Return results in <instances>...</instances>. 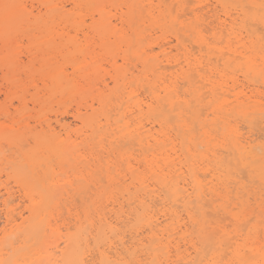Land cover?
I'll list each match as a JSON object with an SVG mask.
<instances>
[{
	"label": "bare ground",
	"instance_id": "bare-ground-1",
	"mask_svg": "<svg viewBox=\"0 0 264 264\" xmlns=\"http://www.w3.org/2000/svg\"><path fill=\"white\" fill-rule=\"evenodd\" d=\"M31 1L37 2L38 5L40 7H42L43 10H45L44 11L45 17L41 16V14H40L42 11L41 9H39L37 11V14H36L37 16L33 15L35 12L33 13L32 10L26 11L25 10L26 5L24 4L25 7L22 5V3H23L22 0H0V37H2L0 39L3 41V38H5V42L4 41L3 42L5 43V46L7 49L6 54L2 58H0V63L2 64V65L0 64V66L4 67L3 64L8 65L9 68L6 67V65H5V68L9 69L8 72L10 71L9 73H12L13 75L18 76V74H19L18 72H20V71L26 72L27 71L26 69H28V72L29 71L31 72L33 69L35 71V69H36L35 65H39V69L36 70L35 73L40 74V76L42 77L41 78L38 76V78L39 79L41 78L43 81L41 83L43 85L42 87L47 88L48 84L51 85V87L48 89L49 94L60 95V97H62L64 99L67 96L68 97L72 96V98L74 96L75 97L78 96L79 98L86 99L84 102V103H86V106L84 108L85 112L84 113H83V111L81 112L82 108L79 105V106H77L73 117L75 120L79 121L83 125V129L85 128L86 132L87 131L90 132V134L89 133L88 134H89V137L93 141V143H92V141L89 142L91 145L96 144V143H94V141H97V144H100V143L102 144L104 141H108L112 144V142L117 143V140H121V138H123V139L126 138L128 140H135L136 145L139 147L138 150H143V151L145 150L144 153L146 152L145 154H143V159L141 158L142 160L141 159L139 160L140 162H138V165L140 166L142 164L145 167V169H146L145 171L149 174L148 175L149 177H148V180L145 179L144 177H142L143 175L141 173L143 170H141V172L139 174V173H137L138 167L137 168L135 167L134 169H133V167H131L129 174L132 177V180H133L132 183L137 182L140 185V187L142 184L144 185L143 187H145V185L147 183L145 181H148L149 184L147 183V185H146V188H147L152 183L151 180L155 179L156 184L160 186V193L162 192L161 190H163L164 195H166V193H167V195H166L167 199L171 203V204L170 203L169 204L174 208L175 207L176 208H182L183 212H185V214H186L188 221L192 225L198 226L199 233H200L199 241L201 243L205 242V245H204L205 247H206V244L208 245V243H211V244H216L217 246H219L221 248L222 245L224 244V243L222 244V242L227 241V240L230 241L231 238L229 236V233L224 232L222 229L223 228L222 224L224 223L225 216L223 214L219 215V212L217 211V209H214L213 211H210V212L208 210H206V211H208L207 214H204V210L202 209L204 206H206V204L207 205L209 204L211 197L215 196V194L217 192H219L215 188L216 185H211L212 182H214V181L209 182L211 186H209V183L206 184L207 182L204 184L201 183L202 181H200L197 177L198 173H197V175L195 173V167L192 168V166H194V165H190L191 164L190 162H189L190 164L187 165V168L185 171H182L185 168L182 169V167L179 166L180 164H178V166H177V167H180L178 169H173L175 167L169 168V165L175 163L176 161L178 162L179 160L181 162L182 158L180 157L181 159L177 158L179 160H176L177 154H175L177 152V150H180V149L181 150L179 152L183 153V155L181 154V156H183V157H184V155H186V157L187 156L188 157L189 156H191V157L197 156V155L195 156L193 153H191V150L196 151L193 148H191V146L194 147L195 149H197V148L200 149L201 144L198 145V143H197L198 140H197V137L195 136L197 133L193 134L191 130H193V127H194L193 132L196 130L197 126H195V125H197L198 122H201L200 121V116H201L200 110H201V113L203 115V112L205 113V111H203L202 108L206 107L205 109H207V111L209 110L210 114L213 116V118H212V121L214 124L213 126H216L217 130L209 124V122L207 121V118L206 119H205V117H201V118H204V120H206L208 122V124L211 126L210 131L218 132L221 130L220 131L221 139H222L221 141H224L223 143H225V144L228 143L227 144L228 148L226 150L227 154L225 152L224 153L226 154V156L230 157V158L227 157L228 160H226L224 158L225 156L223 158H216L215 159L214 157H216V156H214V154H213L212 155L214 158L213 161H215L213 163L216 165L217 169L214 168L212 170H215L214 172L219 170L220 173H223V174L225 173L224 176L227 178L228 174H231L230 175L231 177L233 176L232 174L235 173V171H234V166H235V168L240 172H243L245 170L248 171V173L250 174V176H252V178H257V180L264 185V143H260V142H259L260 144L254 143V142H256L255 140H253L254 142L250 141V140L248 141V139H251V137L248 138L246 136L248 138V139L246 138L247 139L246 140L245 137H243L244 139L241 138L242 136L239 137V134H238V136H235L236 135V133L234 134L235 130L230 126L231 124L229 125V123L227 122L230 115L232 116V118H233V115H236L238 117L240 116L239 118H241V117L242 118H249V117H251V114H255V115L257 114V116L258 115L260 116V119L263 121V124H264V102L261 101V100L264 101V99L259 98V93L261 91L260 92L258 91V89L260 88L259 86L264 87V36H263L264 35L263 34L264 33V0H218V2L222 5L221 7H223V8L231 7V9L235 10L236 14H237L236 18L231 19L230 23H226V20L219 21V18H217V17L215 18L216 20L214 21V23H217V24H214V26L211 28V31L214 32V33L212 32L214 38L218 34H219V37L215 38V42L216 41L217 42L215 43L213 41V43H215V44L221 43L222 44L223 38H224L225 43L224 42L223 43L226 45L223 47L222 46L217 47L218 44L212 45L213 43H211V42H210L211 43L210 44L208 42V40L211 37L208 40H206L205 39L206 35L204 36L202 34V30H204V29L202 28V30L201 29L198 30L197 27H195V26H197V24L195 26L193 24L187 25V29L183 33V36L187 39L188 38L190 39V37L192 36L191 42L199 48V52H202V50H206V56L205 57H207V60H205V61H207V62H206V65H203V62L200 60V58H196L194 56V54H191L190 52H189V54L187 53L189 56L187 55V57H186V55H185V60H183V61H185V63L183 61L181 62L182 64L184 63V65L180 66L177 70L175 69L176 70L175 73L178 75H175V73L173 74V75H175V77H172L173 75H170L172 78L181 77L179 79L182 80V84H183L182 86L178 85L179 84L178 81L177 82H176V80L172 81L171 77H170V79H171L170 83H168V84H166L164 81H162V83L160 82L161 78L163 80V78L166 77V74H165V72H163V69L161 71V66H160L161 62L160 63L156 62V61H158L157 60L158 53L155 54L153 52V48H151V47L147 48L149 46L145 47V46H143L144 43H142V41L144 40L146 28L148 27L146 25L147 27L145 28V24H148L147 22H149L150 27H152L151 24H155V23L158 24V22H159V21L157 22V18L155 17L156 15L155 16L153 15L154 13H152V10H155L157 8L160 10L163 3H165L164 0H158L159 3H158V6H156V7H153L151 0H70V2L72 3L71 6H72L73 12H75L76 10H82V9H83V11L85 9V12H86V10L89 12V15H90V22L89 23L85 22L84 20H81L82 18L80 20H78L80 15H81V11H79L80 12V15H79V14H77L79 12L73 13L71 11L65 10L64 6H61V4H62L61 1L59 3L54 2V0H31ZM187 1H190V0H187ZM145 2L148 3L146 5V7L148 9L145 8V6H144ZM175 3H177V2H175ZM186 3H184V1H183V4H186ZM187 4H190V3H187ZM39 6H38V8H39ZM151 7H153V9ZM181 7H182V4H181ZM197 8H199V7H197ZM200 8H202V7H200ZM216 9H219V8H216ZM165 10L168 12L166 14L167 17H164L165 15H163L161 13L163 15L164 19L169 18L170 23L177 22V20L179 18L176 20V19L171 17V14H170L171 10L168 6L167 7L165 6ZM196 10H198V9H196ZM181 12L183 15L181 13L180 14H181V17L183 18V16H185L188 11L185 12V10L182 8ZM183 12L185 13V15ZM202 12H204V11H202ZM83 13H82V15H83ZM42 14H44V13L42 12ZM199 14H202V13L200 12ZM160 15H158V16H160ZM194 15L195 14H193V16ZM203 15H204V13H203ZM215 15H217V14H215ZM46 16H48V17H46ZM219 17H221V16H219ZM205 18L206 17H204V20H205ZM213 18H214V16H213ZM226 18H228V16ZM210 20H212V19H210ZM238 20H240V22H238ZM216 21H218V22H216ZM241 22L242 23L244 22V24H245V22H248V23H246L245 25L244 24L242 25ZM61 23H62V25L64 23L65 27H68V26L72 27L71 30H73V29L75 30V31L73 30L74 34H75V32H76V34L79 32L81 34V32H82L84 41L86 42V46L82 47V45L78 42L76 37H73V36L71 37V35H70V37L67 35L63 36L65 34V33L63 34V32H62L63 35L56 33L57 29H56V31H54L53 28L54 27L56 28L57 26L62 27ZM210 23H213V22H210ZM250 23H257V24L249 25ZM54 25H56V26H54ZM200 25H201V23H200ZM247 25H248V28L251 26L253 28L254 25L255 26L259 25L261 30H262L261 31L262 36L260 35L261 34L260 31L256 30V28L254 30L253 29H247V27H246ZM236 26H237V28H236ZM239 27L240 28L242 27V30H244L246 28L244 30L246 33L244 31H242L241 29H239ZM258 29H259V27H258ZM67 30L68 29H66L65 32L70 31V30L69 31H67ZM180 30L182 31V29H180ZM257 31H259V32H257ZM242 32L246 34L243 37H242V35H243ZM35 33H38L39 35H35ZM224 34H226L225 37H222V35H224ZM28 35H30V36L34 35V36L31 39H29V45L27 47L28 56L26 54L27 61H26V63H23V62H21L22 59L20 60L19 58H17L18 57L17 55L20 54L19 52H20L21 47L17 46L16 43L13 41L18 36H20L21 39H23V37L25 38ZM180 36H182V35H179L178 38L180 39V42H181L182 39L180 38ZM183 36H182V38H184ZM94 39L95 40L97 39V41H99L98 44H99V47L101 49V54L104 53L103 56L105 55L107 58H109V60H111V62H109L108 59L105 58V56H104V58L107 59L106 62L108 61L109 63H111L110 66L112 69L107 70L106 68H103L105 66L100 64V62L97 60V56L100 54H98L96 56V54H97V53L95 54L96 51L93 52V49L95 47L92 50L90 48V46H91L90 43ZM18 41L20 42V40H18ZM185 41H188V40L185 39ZM167 43H165L163 45H167ZM95 44H94V46H95ZM181 44H182V42H181ZM163 45H161L159 47V53L160 54L165 53L164 52L165 48H163L164 47ZM184 47H185V45H184ZM187 48H188V46H187ZM182 49H183V47H182ZM185 49L186 48L183 49V52L188 51ZM176 54H178V53H176ZM77 56L78 57L82 56V59L78 60L79 58ZM119 56L122 60L123 65L128 66L132 61H136V66L137 65L141 66V74H142L141 78L142 79L140 78L141 80L139 82L136 81V78L133 79V78H130L128 76V75H131V73H128L129 68L127 66L126 67L128 69L126 70L125 66H121V64H120V66L117 65V62H118L117 58ZM163 56H166V55H163ZM87 57L88 58L90 57L89 58L90 62H86ZM170 57L172 58V55H170ZM183 58H184V56H183ZM59 59L62 60V62H63V63L61 62L62 64L60 63ZM105 59H104V61H105ZM212 61H214V65H212ZM170 62H171V60H170ZM181 63H180V65H182ZM66 65H70V67L72 69V73H71L72 76L77 74L78 77L80 76V78L84 80L85 87L83 86L84 82H83V84L81 82L82 86H79V84H77V82L75 83V81L73 80L74 81V83H73L70 80L71 79L69 77L70 73L67 72L68 69L66 68ZM134 66H135V64H134ZM163 66H162V68H164ZM167 66L169 67V64ZM205 66H206V70L209 71L208 74H211V75L212 74L215 75V73L217 75L219 73L220 74L222 73V70L220 72V70H218L219 69L218 67H222L224 69V71L225 70H227V71L231 70L234 72L239 71V73L241 71L243 74V77L245 79H247V81L252 82V85L255 87H257V85H258V87L257 88L254 87L253 89H250L248 92L249 93V95H248L247 92L245 91L246 92L245 93L242 89L237 91L236 89L238 87H236V85L234 83H233L234 85H232L231 88L228 87L231 84L227 86L224 84V82H223V85H225V86H222V82L220 81V83H218V81H217V78H219V77L215 78V80H214V77H213L214 75H212V77H211L206 72V74L208 75V77H207L206 75H204L205 72L202 73V71H204V69H205ZM170 67L172 69L175 68V67L173 68L172 66H170ZM170 67H169V69H170ZM5 68H4V70H5ZM131 68H132V66H131ZM105 69L107 70L106 74L108 75V77L110 75L108 73V71L109 70L113 71V74L110 75L111 84L113 83L112 87H109V85L105 83V81L103 79L104 76L101 77V72H103V71L105 72ZM167 69H164V70L167 71ZM2 70H3V68H2ZM131 70H133V69H131ZM28 72H27V75H29ZM131 72H133V71H131ZM172 72H174V71H172ZM6 73H7V71H6ZM35 73H34V75H33V73H32V75L30 74L32 77L28 76V77L33 78V79H31L32 80L31 82H33L35 79L34 78ZM168 74H170V73H168ZM220 74H219V76L223 77ZM7 75H10V74H7ZM77 75H76V77H77ZM230 75H231V73H230ZM106 76H105V78H106ZM131 76H133V75H131ZM138 76H140V75H138ZM26 77H24V78H26ZM153 77H156L157 82H159L160 84L152 82ZM7 79L8 78H6V81H7ZM77 79H79V78H77ZM35 80H37V79H35ZM17 81H18V79H17ZM17 81H15V83L14 82L13 83L17 84ZM25 82H27V81H25ZM28 82H30V81H28ZM36 82L34 81L33 83L36 84ZM175 82L178 83L177 84L178 86H176L174 84ZM239 82H238V84H239ZM180 83H181V81H180ZM25 84H27V83H25ZM238 84H237V86H238ZM98 85L99 86L102 85L103 88L100 89L102 86L100 88H98ZM126 85L127 86L129 85V86L127 87ZM138 85L140 87H145L147 89L148 92L147 91L146 92H147L148 96L143 97L144 99L141 98V99H136L133 101V98H135L137 96L139 97V95H137L135 93L136 89H133L132 87L134 86V88H135ZM244 86H246V85H244ZM177 87L178 88L179 87H185V90H184V93L182 96L179 95L182 93L181 92L179 93L177 91L178 90ZM246 87H248V85ZM179 89L181 90L182 88H179ZM204 89H205V91H204ZM12 90H15V89H12ZM246 90H248V89H246ZM146 92H143V93H146ZM42 93H43V91H42ZM15 94H18L16 96L18 99V103H19V105H22L21 107H23V108L20 107L22 110L19 108H16L15 111L18 113V115H20V116L24 115L25 116V114H26L25 113V111H26V102H25L26 96L25 95L26 94L21 92V91H20V93L16 92ZM46 94H47V92H46ZM43 95H45V94H43ZM187 95L190 97V99L186 98ZM23 96H25V97H23ZM31 96H32V94H31ZM40 96H41V94H40ZM37 97H39V96H36V94H35L34 98L38 99L39 102L42 101V98L40 100L39 99L40 97L39 98H37ZM34 98H33V100H34ZM72 98H71V100H72ZM33 100L31 102H33V104H34L35 101H33ZM87 100L90 101V103ZM130 101H131V103L128 104ZM87 102L89 104H87ZM43 109H44V107H43ZM2 111H3V113L4 112L7 113L6 109H3ZM88 111H90L91 113H88ZM32 112H33V110H32ZM3 113L1 112L2 115H5ZM134 114H135V116H133ZM26 115H28V114H26ZM186 115H189L188 119H190L191 122H194L195 125L192 123L194 126L190 124L191 122L187 123L188 119L185 117ZM29 116H31V115H29ZM204 116H208V115H204ZM212 116H210V117H212ZM5 117H7V115ZM147 117L154 119V121H156V123L158 122L157 123L158 127H159V125L160 126L168 125L169 123L172 124V122H174L176 124L177 128L178 129L180 128L179 130H181V131L185 130V132H187V133L182 134V137H181V140H183L182 146L175 142L176 140H178V142H179V139H177V138L173 142L176 144V146L179 145L180 147H182V148L172 147L173 152L175 154V156H174L175 160H176L175 162H173L171 160L173 162V163H171V161H170V158L172 159V156H173L172 151L168 152V150L163 151L160 148L158 149V146L160 144L159 139H161V135H160V137L158 135L160 134V131L162 129H165V128H160L161 130H159L158 135H157V129H153L152 126H150L149 130L142 131L144 129V126H143L144 124L142 125L141 122H144L143 119H147ZM184 117L187 120H185ZM141 118H143L142 119L143 121L140 120ZM35 119H33V120L35 121ZM45 119H47V118H45ZM260 119H258V120H260ZM9 120H10V118H9ZM150 120L151 119H149L148 121H150ZM204 120H202V121H204ZM209 120H211V119H209ZM254 120H256V118L255 119L253 118V121ZM37 121L38 120L36 119V122ZM148 121L146 120V122H148ZM212 121H210V123H212ZM215 121H217L216 122L217 124H215ZM218 121L221 122L220 124H222V123L224 124V125L222 124L220 130L217 127L218 125H220L218 123ZM230 121H231V118H230L229 122ZM238 121H240V120H238ZM245 121H247V120H245ZM248 121H250V120H248ZM9 122H11V121H9ZM60 122H61L60 119L57 120L58 126H59ZM150 122L153 123V121H150ZM205 122H203V123L205 124ZM25 123H23V124H25ZM203 123H198L199 129L202 130L201 133L203 135H208V133H210V131H208L207 127H206L207 129L205 130V126H203L204 125ZM148 124H150V123H148ZM153 124H155V123H153ZM258 124H259V122H258ZM258 124L256 123L257 126H258ZM233 125L234 124H232V126ZM31 126L33 127L35 125H31ZM155 126H156V124H155ZM169 126L171 127V125H169ZM191 126H192V128H191ZM40 127H42V126H40ZM47 127H48V130L52 131L50 124H47ZM70 127L68 126V124L64 125L62 123V125H60V128H62V130L65 132V135H68V137L70 135L69 134L70 133V130H69ZM252 127H255V125L254 124L251 125V128ZM26 128H30V127L26 126ZM46 129L44 130V132L46 131ZM145 129H146V127H145ZM171 129H172V131H175L176 128L173 129V126H172ZM39 130L40 129L38 128V131ZM80 130H81V128H80ZM85 130H83V131H85ZM152 130H156V131L153 132ZM165 130L164 131L162 130L163 136H165L163 134L165 132ZM261 130L263 131V129H261ZM261 130H260V132H262ZM42 131L32 132V130L31 131L29 130V131L23 133V132H20L19 130H15L14 128H11V127L8 128V126H4V127L0 126V141L1 140H7L9 143H12V144H18V143L20 144V142H22L24 140V138L26 137V135L28 133V134H30L29 136H32V138L36 144L33 150H31L32 148H30V151L24 153V156H23L24 159L26 160L28 167H29V170L31 173L30 176H28V175L26 176V175L22 174V171H19V170H17V172H16L17 176L19 177V180L22 182L23 189L26 191L25 197L29 201V204H28L29 206L27 205L28 207H26L27 212L29 213V217L24 218L21 211L16 213V209L9 206V203L12 200L11 199L12 194H11V192H9V190H6V193H5L6 197L3 198L2 200H0L1 201L0 224L2 225V227L0 226L1 227V229H0V264H5L6 261L4 260V256L8 255L7 248L5 245L6 240L9 237L11 238L12 236H15L17 233L21 234V233H23V231H26L27 229L26 228L24 229V227H27L28 225L27 226H25V225L27 223H29L30 221L34 222L35 218H37L36 219V222H37V220L39 218L38 216H41L42 214L47 215V213H49L50 209L57 206V204H58L57 203V197H58L57 195H58V191L61 192V190H60L61 187L63 188V186H64V188L67 189V185L71 186V184H72L70 180H67V179H69V178H67V175H65L66 178H64V180H62V182L64 181V183H60L61 181H58L59 179L57 181H54V177H53L54 170L53 171L51 170V167H50L51 165H49V164L51 161H53L51 159L54 158V160H56L58 162V164H60V169H61V167H63V164L65 165V163L67 164V162H69V159H70V161H76V159L74 157V153H75L74 151L76 150L75 149L76 145H74L75 143L72 144V143H69L67 141H65V142L61 141L60 140L61 135L60 134H58L60 136L55 135V133L57 131L55 133H53V131H52L51 133H53V134L44 133ZM71 131H72L71 135H74L76 133L74 130H71ZM76 131H77V129H76ZM73 132H75V133L73 134ZM168 133H166V136L168 135ZM177 133H179V132H177ZM237 133H239V132H237ZM187 134H188V136H187ZM241 134H242V132H241ZM170 135L174 136V138H175V135H172V133ZM81 136H82V138H84V135H81ZM81 136L79 137V135H78L76 137L78 139H80ZM68 137H66V138L68 139ZM89 137L87 136V138H89ZM168 137H169V135H168ZM66 138H64V140H66ZM69 138H71V137H69ZM208 138H210V136H208ZM91 139H89V140H91ZM70 141H75V139L70 140ZM81 141H82V139L79 142H81ZM161 141H162V139H161ZM171 141H172V139H171ZM209 141L211 142V140H209ZM209 141H207V143H210ZM120 142H122V140ZM3 143H4V141H3ZM164 143H165V146L168 145V144L166 145L167 142H164ZM101 144H100V146H101ZM125 144L127 145V143H125ZM128 144H130V143H128ZM171 144L172 143H170V145ZM221 144H222V142H221ZM221 144L219 146H222L224 148L225 144H222V145ZM104 145H105V143H104ZM112 145H113V147L115 146L114 144H112ZM189 145H191L190 148H189ZM117 146L119 149L120 145L118 144ZM154 146H156V147L154 148ZM23 147H24V145H23ZM163 147H164V145H163ZM14 148H15V146H14ZM102 148H98V149H100V151L99 150L97 151L96 149L95 150L97 151V153L103 152ZM10 149L11 148H9L8 150H10ZM78 149H81V147H79ZM87 149H89L91 151L92 148L91 149L87 148ZM101 149H102V151H101ZM12 150H13V153H15L14 149H12ZM95 150H93V151H95ZM115 150H116V148H115ZM135 150L137 151V149H135ZM106 151H108V153H109L108 155H110L111 152H109V150H106ZM207 151L208 150H206V152ZM125 152L127 154V160L129 157L132 158V160H133V157H134L133 154L132 153L129 154V153H127V151H125ZM79 153H80V151L78 152V156L83 155V154H79ZM115 153H117V152L115 151ZM168 153H171L172 156L168 155ZM128 154L132 155L133 157L132 156L128 157ZM89 155H91V154H89ZM89 155H87V156L89 157ZM118 155H120L121 160H124L123 157H125L124 156L125 154L123 155L120 152V154H118ZM16 156H18V155H16ZM75 156L78 157L77 154H75ZM94 156H95V154H94ZM101 156L103 157V155H101ZM222 156H223V154H222ZM95 157H94V159H95ZM104 158H106V157H104ZM107 158L111 159V156H109ZM118 158L116 160H119ZM82 159L83 158H80V160H82ZM94 159L92 158V160H94ZM96 159H97V161L101 160V161H99V164H100V162L102 163V159H100L99 157L98 158L96 157ZM136 159H138V158H136ZM136 159L134 158V161H136ZM80 160H78L77 162H79ZM188 160H187L186 164L188 163ZM192 160H193V158H192ZM205 160H207V159H205ZM210 160H212V159H210ZM223 161H226V163H224ZM77 162H75V163H77ZM88 162H90V161H88ZM93 162L95 164L96 161L94 160V161H92V163ZM110 162H111V160H110ZM115 162L113 161V163H115ZM118 162H120V161H118ZM79 163H77V165ZM86 163H87V161H86ZM121 163H123V162H121ZM1 164H3V162ZM73 164L74 163H72V165ZM109 164L106 163V166L104 168L105 171H100L99 168L101 167V165H99L100 167L99 166L97 167L98 171H96V172H99V171L101 173L105 172L106 174H105L104 178H108L107 179L108 180L107 182H109L108 184L111 183L110 184L111 186L108 185V188H113L112 185L113 184L115 185L116 179L114 180V178L111 179V177H109L110 176L109 175V168L112 167L114 169V166H112V165H115V164H112L110 167H109ZM55 165H57V164H55ZM88 165H89V163H88ZM88 165L86 164L87 168L84 166L85 169H88ZM95 165H97V163ZM95 165H93V166L96 167ZM117 165L119 166V163ZM174 165H176V164H174ZM174 165H172V166H174ZM78 166L80 167V165H78ZM90 166H91V163H90ZM231 166L233 167L232 170L234 171V173L233 172L230 173ZM39 167L43 168V169L41 168V170H42L41 174H39L37 172V168H39ZM72 168H74V167H72ZM102 168H103V163H102ZM167 168H168V170H167V172H165V170ZM241 169H243V170L241 171ZM76 170H78V168ZM90 170L91 169L89 168L88 172H86V171L85 172L90 174V172H89ZM94 170H95V168L91 171V173ZM212 170H210V171L212 172ZM26 171H28V170H26ZM121 172H123V171L121 170ZM186 172H187V174H185ZM240 172H238V173H240ZM119 173H120V171H119ZM147 173H146V175H147ZM70 174H71V172H70ZM75 174L73 176L77 177V175H75ZM92 174L95 177L96 176L98 177V175H97L98 173L96 174L94 172ZM240 174H242V173H240ZM55 175H58V173ZM101 175H103V174H101ZM213 175H212V178H213ZM244 175L246 176L245 172H244L243 176ZM61 176H60V178H61ZM94 176H93V178H95ZM202 176L204 178V175H202ZM146 178H147V176H146ZM215 178H217V176L214 177V179ZM243 178H240V179H243ZM246 178L247 177H245V179ZM86 179L87 178H85L84 180H86ZM88 179H91V178L88 177ZM96 179L97 178H95L94 180H96ZM149 179H151V180H149ZM220 179L221 178L216 179L217 180L216 182L221 184L220 183V181H221L223 184H225V182H223L225 179L222 178L223 181ZM84 180L82 179V185H83V183L85 185ZM113 180H114V182H113ZM79 181H81V180H79ZM91 181H93V180H91ZM117 181H119V180L117 179ZM229 181H230V184H228L229 182H227V184L229 186H231L233 180L232 181L229 180ZM74 182H73V185L76 184V183L74 184ZM88 182H89V180H88ZM238 182H239V180H238ZM247 182H249V181H247ZM97 183H99V181ZM121 183H122V181H121ZM127 183H128V181H127ZM260 183H258V184H260ZM86 184H88V183H86ZM120 184H118V185L120 186ZM219 184H218V186H219ZM227 184H225L223 186H227ZM253 184L255 185V183H253ZM256 184H257V182H256ZM84 185H83L84 188L87 187V185L86 186H84ZM206 185H208L209 187L206 188L207 187ZM80 186L81 185H79L78 188L81 189ZM153 186H155V184ZM231 187L233 188V185ZM84 188L81 189V191H79V190L78 191L79 192L85 191L84 194H86L88 191L86 192L87 188L85 190H84ZM123 188H125V187L123 186ZM153 188H156V186ZM256 188H257V186H256ZM258 188H259V186H258ZM73 189H75V188H73ZM73 189L71 187L69 189V192L73 191ZM92 189H91V191L94 190V189L93 190ZM134 189H135V187H134ZM148 189H150V188H147V191H149ZM158 189H156V191H154V193L157 192ZM128 190H129V188H128ZM136 190H137V187H136ZM151 190L153 192L152 188H151ZM220 190H222V188ZM75 191H76V189H75ZM140 191H142V190H140ZM140 191L137 193H140ZM215 191H216V193H215ZM257 191H262V189L261 190L257 189ZM60 192H59V194H60ZM69 192L66 191V193H64L62 191V195L67 194ZM126 192L129 193V191H126ZM126 192H125V194H126ZM143 192L144 191H142V193ZM243 192H245V190H243ZM254 192L256 195V191H254ZM78 193H76L75 195L73 193V195L76 196ZM114 193H115V191H114ZM116 193H118V191ZM160 193H155L156 196L153 195L152 193L151 194L143 193L144 196L142 198L140 197L137 199V204H135V205H137V209L135 210L136 212H133L132 210L131 211L133 213H135L134 217H133V221H134L135 225L139 227V228L137 227V229H139V230H137L136 227H134V223L132 226L136 229V230H134V231H136L134 233H135L136 237L137 236L139 237V239L131 241L130 244L128 243L129 246H126L127 244L125 243L126 245L124 246L125 241L120 243L122 241L120 239H123V237L120 239L118 238L120 240V241L117 240V241H119L118 245L121 247V249L118 245L117 246H118L120 251H118V248L116 247L117 242L114 243L115 247L108 245V247L106 248V246H107L106 244L108 243V241H111V239L109 240V235L112 234V236L114 237L115 235H113V234L116 233L115 232L116 228L111 226V223H107L105 221V219H102L103 217L102 218L100 217L101 219H98L99 220L98 225L95 226L92 222H90L91 229H90V231L88 230L89 231L88 236H91V239H92L91 241H93V243H94L93 246H95L94 249L96 248V254L95 253H94L95 255L91 254L92 257H90V259H87L89 256L88 257L86 256L87 252H88L86 250V248L90 244V243H87L88 242V240H87L88 236L86 234L88 231H86V232L83 231L84 232L83 233L82 230H77L75 234H68V235H66L67 237L64 234V236L66 237L65 240L61 238L62 240H64L63 244L61 243V239H60L59 242H57V243L55 241L53 243H49L50 246L48 244L42 245V244L47 243L46 239L44 238L45 236H43V238L45 239V240L44 239L43 240L45 242L41 240V242H43V243L42 244L40 243V244L42 245V247L43 246H45V247H44V250L41 249V252H39V255L37 254L38 258H40V256H41L43 258V260L47 261L45 263H48V264H173L174 260H172V257L170 256V251H169L168 247H169V244L171 243V238L173 239V236L176 235V233H178L177 230L180 227V225H179L180 219H179V216L175 217V215H174L175 212L173 213L172 211H170V207L164 208L165 205L167 204L166 202L160 203V201H161L160 199H162V197H163V196L161 197V195H162L161 194L160 195L161 198H157V195ZM227 193H228V191H227ZM229 193H231L230 190H229ZM245 193H247V192H245ZM111 194H109V195H111ZM123 194H124V192H123ZM70 195H71V193H70ZM89 195H90V193H89ZM133 195H130V197L128 196L130 198L129 201H131V199L134 198ZM142 195H140V196H142ZM236 195H237V193H236ZM1 196H3V195H0V197ZM60 196L61 195H59V197ZM209 196H210V198H208ZM131 197H133V198H131ZM155 197L157 199H154ZM260 197H261V195H260ZM14 198H15V196H14ZM18 198H20V197H18ZM109 198H110V196H109ZM163 199L165 200L166 198L164 197ZM163 199H162V201H164ZM76 200H77V198H76ZM134 200H135V198H134ZM155 200L157 202L159 201V203L161 205H163L162 206V208H164L163 210L161 207H159L160 204H158L159 206L157 205ZM213 200L215 201V199H213ZM230 200H228V201H230ZM236 200H239V199H236ZM14 201H16V200H14ZM108 201H110V199H108ZM114 201H113V204H114ZM116 201H118V200H116ZM217 201H218V199L216 200V202ZM244 201L245 200H243V202ZM147 202H150L152 204L147 203ZM153 202L155 203V206L157 205L159 207L158 208L159 210L157 209L158 211L153 210V209H155L152 207V205L154 206ZM261 202L263 203L264 201H261ZM111 203H109V204H111ZM118 203H120V202H118ZM164 203H166V204L164 205ZM262 203L260 205H262ZM124 204L127 207L128 204H126V203H124ZM243 204H245V206L243 208H244V210H246L247 209L246 203H242V205ZM59 205H61V204H59ZM129 205H131V203ZM92 206H94V205H92ZM157 206H156V208H157ZM262 207H264V206H262ZM160 208H161V210H160ZM104 209H105V207H104ZM196 210L201 214L200 215L201 221H196V219L193 217L194 215H193L192 211L196 212ZM232 210H233V208H232ZM103 211H105V210H103ZM106 211H107V208H106ZM121 211H120L119 215L122 214L124 210L122 212ZM69 212H71V211H69ZM127 212H125V213H127ZM251 212H253V211H251ZM225 213H227V212H225ZM90 214H91V212H90ZM123 214H122V216H123ZM128 214H129V212H128ZM46 215H43L44 220L46 219L45 218ZM73 215H74V213H73ZM119 215H118V217H119ZM131 215H133V214H131ZM53 216H54V213H53ZM90 216L91 215H89V214L86 215V220H87V221L85 220L86 222L89 221L88 219ZM198 216H199V214H198ZM124 217H127V216H124ZM253 217H251V220ZM80 218L81 217H79V219ZM162 218L164 219L163 222H165L164 225H162V222H160V220H159ZM180 218H181V216H180ZM229 218H231V220L233 222H235V223L237 222V224H238V220L240 222L242 221L241 218H238L236 214H230ZM110 220H112V219H110ZM115 220L118 221V219H115ZM123 220H125V219H123ZM126 220H128V219H126ZM129 220H131L130 217H129ZM117 221H116V223H117ZM229 221H230V219H229ZM248 221H249V219H248ZM39 222H40V224H42L41 222H44V221L41 218V221H39ZM45 223H47V226H48V221ZM261 223L264 224V222H262V221H261ZM56 226H58V225H56ZM32 227H33V225H32ZM118 227H120V225ZM28 229L30 230V228H28ZM141 229H143V230H141ZM31 230H30V233L33 231V230L32 231ZM53 230H55V229L53 228ZM60 230H61V228H60ZM259 230L261 231V229H259ZM141 231H146V232H143V233H145L144 234L145 236H143V235H142L143 237L139 236L142 234ZM53 232H55V231H53ZM262 232H260V233H262ZM83 235H86L87 238H86V236L83 237ZM125 236H126V234H125ZM130 236H132V235H130ZM165 236H167V238H164ZM14 238L12 237V239H14ZM131 238H133V237H131ZM30 239H31V237H30ZM48 239H50V238H48ZM27 241H29V239ZM57 241H58V239H57ZM231 244H233V243H231ZM32 245H34V244H32ZM51 245H53V246H51ZM61 245H63L64 247L61 248ZM104 245H106L104 247L105 249L101 248ZM229 246L231 247V245H229ZM227 248H229V247H227ZM106 249H108V251ZM260 251L261 250H258V251L255 250V254H253L254 260L251 263H248L247 262L248 260L245 259V257H243V255L240 253V251L236 250L235 251L236 253L234 252L236 264H264V253L260 254ZM27 252H28V250H27ZM248 252H250V251H248ZM28 253H30V251ZM244 254H245V252H244ZM26 255H28V254H26ZM222 257H223V255H222ZM18 259H20V261H21L22 258H18ZM18 259H15L16 263H17ZM27 260H25V261L28 262ZM37 260H39V259H37ZM186 263H188V262H186ZM199 264H201V263H199ZM211 264H216V263L212 262Z\"/></svg>",
	"mask_w": 264,
	"mask_h": 264
},
{
	"label": "rangeland",
	"instance_id": "rangeland-1",
	"mask_svg": "<svg viewBox=\"0 0 264 264\" xmlns=\"http://www.w3.org/2000/svg\"><path fill=\"white\" fill-rule=\"evenodd\" d=\"M61 1V6H64V8H65V10H68V11H71V12H73L72 11V6H71V2H70V0H54V2H56V3H59ZM182 1V2H181ZM183 1H184V3H190V4H183ZM193 1V2H192ZM22 5L25 7V5H26V7H25V10L26 11H30V10H32V12L34 13L33 15H35V16H37L36 14H37V11L39 10V9H41L42 11H41V16L42 17H45L44 15H45V10H43V8L42 7H40L39 5H38V3L37 2H35V1H31V0H22ZM151 2H152V5H153V7H156V6H158V0H151ZM164 2L165 3H163V5L161 6V8H160V10L157 8V9H155V10H152V13H154L153 15L157 18V22H158V24L157 23H155V24H151V26L152 27H150V25H149V22H147L148 24H145V28H146V31H145V36H144V40L142 41V43H144L143 44V46H145V47H147V46H149V47H147V48H153V52L156 54V53H158V57H157V60L158 61H156L157 63H160L161 62V64H160V66H161V71H162V69H163V72H165V74H166V77L165 78H163V80H162V78H161V83H162V81H164L166 84H168V83H170V80L172 79V81H174V80H176V82L178 81L179 82V84L178 83H174L176 86H182L183 84H182V80L181 79H179V78H181V77H177V78H172V77H175V75H178V74H176L175 73V71L180 67V66H183L184 65V63H185V61H183V60H185V55H186V57H187V55L189 54V52L191 53V54H194V56L196 57V58H200V60L203 62V65H206V62L207 61H205V60H207V57H205L206 56V50H202V52H199V48L195 45V44H193L192 42H191V40H192V36L190 37V39L188 38H185L184 36H183V33L185 32V30L187 29V25L188 24H193L194 26L197 24V26H195V27H197V29L198 30H202V28L204 29V30H202V34L205 36L206 35V40H208L210 37V39L208 40V42L210 43H213V41L215 42V38H217V37H219V34L218 35H216V37L214 38L213 37V31H211V28L214 26V24H217V23H214V21L216 20L215 18L217 17V18H219V21H223V20H226V23H230V21H231V19H233V18H236V16H237V14H236V11L235 10H233V9H231V7H226V8H223V7H221L222 5L218 2V0H190V1H185V0H164ZM175 2H177V3H175ZM32 3V4H31ZM66 3V4H65ZM175 3V4H174ZM25 4V5H24ZM145 5V8H147L146 7V5L148 4L147 2H145L144 3ZM174 4V5H173ZM181 4H182V7H181ZM201 4V5H200ZM37 7H36V6ZM189 5V6H188ZM195 5V6H194ZM217 5V6H216ZM35 6V7H34ZM38 6H39V8H38ZM165 6L167 7H169L170 8V10H171V17L172 18H174V19H178L177 20V22H173V23H170V19L169 18H166V19H164V17H167L166 16V14L168 13L166 10H165ZM191 6V7H190ZM153 7H151L152 9H153ZM197 7H202V8H197ZM34 8V9H33ZM36 8V9H35ZM184 9L185 10V12H187L186 13V15H185V13H184V15L185 16H183V18L181 17V14H182V12H181V9ZM198 9V10H196V9ZM215 8V9H214ZM216 8H219V9H216ZM28 9V10H27ZM148 9V8H147ZM188 9V10H187ZM191 9V10H190ZM159 10V11H158ZM177 10V11H176ZM204 11V12H202V11ZM209 10V11H208ZM211 10V11H210ZM220 10V11H219ZM224 10V11H223ZM79 11H81V15H82V13H83V15L81 16L80 15V12ZM176 11V12H175ZM207 11V12H206ZM228 11V12H227ZM42 12L44 13V14H42ZM77 12H79V13H77ZM114 12V11H113ZM164 12V13H163ZM173 12V13H172ZM192 14H191V13ZM202 13V14H199V13ZM206 12V13H205ZM210 12V13H209ZM73 13H77V14H79L80 15V17H79V19L78 20H80L81 18V20H84L85 22H87V23H89L90 22V15H89V12L86 10V12H85V9H84V11H83V9L82 10H76L75 12H73ZM165 15L164 17H163V15ZM181 13V14H180ZM203 13H204V15H203ZM219 13V14H218ZM230 13V14H229ZM48 14V13H47ZM161 14V15H160ZM193 14H195L194 16H193ZM206 14V15H205ZM214 14V15H213ZM215 14H217V15H215ZM89 15V16H88ZM158 15H160V16H158ZM183 15V14H182ZM203 15V16H202ZM212 15V16H211ZM221 16V17H219V16ZM49 16V15H48ZM48 16H46V17H48ZM177 16V17H176ZM179 16V17H178ZM189 16V17H188ZM209 16V17H208ZM213 16H214V18H213ZM228 16V18H226ZM230 16V17H229ZM199 17V18H198ZM204 17H206L205 18V20H204ZM84 18V19H83ZM197 20H196V19ZM185 19V20H184ZM188 19V20H187ZM191 19V20H190ZM210 19H212V20H210ZM221 19V20H220ZM88 20V21H87ZM184 20V21H183ZM188 21V22H187ZM210 22H213V23H210ZM216 22H218V21H216ZM238 22H240V20H238ZM237 22V23H238ZM178 23V24H177ZM199 23V24H198ZM200 23H201V25H200ZM246 23H248V22H245V24ZM183 24V25H182ZM241 24L243 25L244 24V22L242 23L241 22ZM244 24V25H245ZM252 24H257V23H250L249 25H252ZM61 25H62V23H61ZM147 25V26H146ZM180 25V26H179ZM239 25V24H238ZM237 25V26H238ZM54 26H56V25H54ZM210 26V27H209ZM237 26H236V28H237ZM240 26V25H239ZM257 26V25H256ZM255 25H254V27L252 28V26L251 27H249L248 28V25L246 26L247 27V29H255L256 28V30H259L260 31V33H261V28H260V26L258 25L257 27H256ZM65 25H64V23H63V25H62V27L61 26H57L56 28L54 27L53 29H54V31H56V29H57V32L56 33H58V34H61V35H63L64 33V35L63 36H65V35H67V36H69L70 37V35H71V37L73 36V37H76L77 38V40H78V42L82 45V47L83 46H86V42L84 41V38H83V33L81 32V34H80V32L79 33H77L76 34V32H75V34L77 35H75L74 34V32H73V30H71V28L72 27H65ZM177 27V28H176ZM205 27V28H204ZM207 27V28H206ZM258 27H259V29H258ZM59 28V29H58ZM66 29H68L67 31H69V32H65V30ZM180 29H182V31L180 30ZM239 29H241L242 30V27L240 28L239 27ZM246 29V28H245ZM244 29V30H245ZM59 30V31H58ZM64 30V31H63ZM154 30V31H153ZM174 30V31H173ZM179 30V31H178ZM208 30V31H207ZM244 30H242V31H244ZM72 31V32H71ZM75 31V30H74ZM204 31V32H203ZM259 31H257V32H259ZM62 32H63V34H62ZM213 32V33H212ZM245 32V31H244ZM67 33V34H66ZM157 33V34H156ZM160 33V34H159ZM209 33V34H208ZM243 33V32H242ZM246 33V32H245ZM245 33H243V35H242V37L243 36H245L246 34ZM164 34V35H163ZM212 34V35H211ZM264 34V33H263ZM35 35H39L38 33H35ZM75 35V36H74ZM179 35H182L184 38H182V36H180V38L182 39L181 40V42H182V44H181V42H180V39L178 38V36ZM225 35L226 34H224V35H222V37H225ZM261 36H262V33L260 34ZM30 35H28V36H26L27 38L29 37ZM34 36V35H33ZM33 36H30L28 39L25 37H23V39H21V37L20 36H18L16 39H14V41L13 42H15L16 43V45L17 46H20L21 48H20V54H18L17 56V58H19L20 60H21V62H23V63H26V61H27V59H26V57L28 56V49H27V47H28V45H29V39H31ZM81 36V37H80ZM208 36V37H207ZM264 36V35H263ZM20 37V38H19ZM146 37V38H145ZM163 37V38H162ZM0 38H2V37H0ZM184 39V40H183ZM185 39L186 40H188V41H185ZM213 39V40H212ZM18 40H20V42L18 41ZM245 40V39H244ZM3 41L5 42V38H3ZM1 39H0V58H2L5 54H6V51H7V49H6V46H5V43L3 42ZM22 41V42H21ZM97 39L95 40H92L91 41V43H90V48H91V50L93 49V52H95V54H96V56L98 55V54H100V55H98L97 56V60L100 62V64H102V65H104L105 67H103V68H106L107 70L108 69H112L111 68V63H109V62H111V60H109V58H107L105 55V58H107L108 59V61L106 62V60L107 59H105L104 58V56H103V54H101V49H100V47H99V41H97ZM145 41V42H144ZM225 41V39L223 38V42ZM168 42V43H167ZM180 44H179V43ZM217 42V41H216ZM215 42V43H216ZM222 42V44L220 45V44H215V43H213L212 45H217V47H223V46H225L226 44H224ZM96 43V44H95ZM165 43H167V45H163V44H165ZM210 43V44H211ZM93 44V45H92ZM94 44H95V46H94ZM98 44V45H97ZM161 45H163L164 47L163 48H165V53H159V47L161 46ZM175 45V46H174ZM184 45H185V47H184ZM220 45V46H219ZM174 46V47H173ZM187 46H188V48H187ZM168 47V48H167ZM171 47V48H170ZM182 47H183V49L184 48H186L185 50H188V51H186V52H183V49H182ZM26 48V49H25ZM85 48V47H84ZM99 48V49H98ZM181 49V50H180ZM193 49V50H192ZM190 50V51H189ZM195 50V51H194ZM19 51V50H18ZM23 51V52H22ZM27 53H26V52ZM17 52V51H16ZM100 52V53H99ZM103 52V51H102ZM194 52V53H193ZM176 53H178V54H176ZM188 53V54H187ZM26 54H27V56H26ZM184 54V55H183ZM162 55V56H161ZM163 55H166V56H163ZM170 55H172V58L170 57ZM177 55V56H176ZM181 55V56H180ZM183 56H184V58H183ZM189 56V55H188ZM78 57V56H77ZM105 59V61H104V59ZM182 57V58H181ZM79 58V59H78ZM77 59L78 60H81L82 59V56L81 57H78ZM90 58V57H89ZM88 57L86 58V62H90V59H89ZM171 58V59H170ZM89 59V60H88ZM118 59V62H117V65L118 66H120V64H121V66H127V65H123L122 64V60H121V58H120V56L117 58ZM169 59V60H168ZM175 61H174V60ZM103 60V61H102ZM170 60H171V62H170ZM59 61H60V63L62 62V60H60L59 59ZM174 61V62H173ZM184 62L183 64L181 63V62ZM135 62V63H134ZM178 62V63H177ZM63 63V62H62ZM61 63V64H62ZM133 63V64H132ZM180 63L182 64V65H180ZM1 64V63H0ZM134 64H135V66H134ZM169 64V67L170 66H172L174 69H172L171 67H170V69H169V67L167 66ZM2 65V64H1ZM5 65L6 64H3V66L4 67H1L0 66V126H2V127H4V126H8V128H14L15 130H19L20 132H27V131H31L32 130V132H39V131H42V132H44V130L46 129V131L44 132V133H48V134H53V133H55L56 131V133H55V135H58V134H60V135H58V136H60L59 138H60V140L61 141H67V142H69V143H72V144H74V145H76V147H75V153H74V157H75V159H76V161H70V159H69V162H67V164L65 163V165L63 164V167H61V169H60V164H58V162L56 161V160H54V158H52L51 160H53V161H51L50 162V164L49 165H51L50 167H51V170L53 171L54 170V175H53V177H54V181H57L58 179V181H61L60 183H64V181L62 182V180H64V178H66V176L65 175H67V178H69V179H67V180H70L71 181V186H68L67 185V189L66 188H64V186H63V188L61 187V192L60 191H58V197H57V206L56 207H53L52 209H50V211H49V213H47V215L46 214H42L41 216H38L39 218H38V220H37V222H36V219L37 218H35V220H34V222L33 221H30L29 223H27L25 226H27V227H24V229L26 228L27 230L26 231H23V233H21V234H19V233H17L15 236H12L14 239H12V237L10 238H8L7 240H6V242H5V245H6V248H7V252H8V255H5L4 256V260L6 261L5 262V264H13L14 262H15V259H18V258H22L21 259V261H20V259H18V261H17V263L15 262L14 264H48V263H45V262H47L46 260H43V258L40 256V258H38V255H39V252H41V249H43L44 250V247L45 246H43L42 247V245H49V243H53L54 241L57 243V242H59V240L62 238V239H64L65 240V238L67 237L66 235H68V234H75L76 233V231L77 230H82V232L83 231H90V229H91V226H90V222H92L95 226H97L98 225V219H101L102 217V219H105V221L107 222V223H111V226H113V227H115L116 229H115V234H113V235H115L114 237L112 236V234L111 235H109V240L111 239V241H108V243L106 244V245H104V246H102L101 248H103V249H105L104 247L106 246V248L108 247V245L109 246H113V247H115L114 246V243H116V247L118 248V243H119V241L120 240H122L120 243H122V242H124V246L126 245V246H129V244H130V242L131 241H133V240H136V239H139V237L137 236H135V233L134 232H136V231H134V230H136L137 229V227L138 226H136L135 225V223H134V221H133V217H134V214L135 213H133V212H136L135 210L137 209V205H135V204H137V199L138 198H142L143 196H144V194L143 193H149V194H153V195H155V193H160V186L159 185H157L156 184V182H155V179L153 180H151V179H149V180H151L152 181V183L150 184V186L149 187H147V188H150V189H148L149 191H147V188H146V185H147V183L149 184V182L148 181H145V182H147L146 183V185H145V187H143L144 185L142 184L141 185V187H140V185L137 183V182H135V183H132L133 182V180H132V177H131V175L129 174V172H130V168L131 167H133V169L136 167H138V169H137V173H139L140 174V172H141V170H143L141 173H142V177H144L145 179H147L148 180V173L145 171L146 169H145V167L141 164L140 166L138 165V162H140L139 160L142 158L143 159V154H145L144 153V151L143 150H138L139 149V147L136 145V141L135 140H128V139H123V138H121V140H122V142H120L121 140H117V143L116 142H112V144H114L115 146L113 147V145L110 143V142H108V141H104L102 144H101V146L103 147H101L100 146V144H97V141H94V143H96V144H90L89 142H91L92 141V139L89 137V134H90V132H86V130H85V128L83 129V125L79 122V121H77V120H75L74 119V117H73V115H74V113H75V110H76V108H77V106H79L80 105V107L82 108L81 109V112L83 111V113L85 112V106H86V103H84L85 102V100L86 99H82V98H79L78 96H74L73 98H72V96L71 97H65V99L64 98H62V97H60V95H54V94H49V92H48V89L51 87V85H49L48 84V86H47V88L45 87H42L43 85L41 84L43 81H42V77L40 76V74H37V73H35V71L36 70H38L39 69V65H35L36 67V69H35V71H34V69L30 72H28V69H26L27 71L26 72H22V71H20V72H18L19 74H18V76H15V75H13L12 73H9L8 72V70L9 69H7V68H5ZM164 65V66H163ZM212 65H214V61H212ZM131 66H132V68H131ZM138 66V65H137ZM136 66V61H132L127 67L129 68V71H128V73H131V75H133V76H131V75H128L130 78H133V79H135L136 78V81L137 82H139L142 78H141V76H142V74H141V66L139 65L138 67ZM162 66L164 67V68H162ZM166 66V67H165ZM6 67H8V65H6ZM126 67V70L128 69ZM2 68H3V70H2ZM4 68H5V70H4ZM9 68V67H8ZM66 68L68 69V73H70V80L74 83V81H75V83L77 82V84H79V86H82V84H83V82H84V80L83 79H81L80 78V76L78 77V75H77V77H76V75H74V76H72V69H71V67H70V65H66ZM168 68V69H167ZM219 69L218 70H220V72H221V70H222V73L224 74H220V75H222L223 77H220L219 76V74L217 75L216 73H215V75L214 74H212V75H214L213 77H214V80H215V78H217V77H219V78H217V81H218V83H220V81L222 82V86H225V85H230V86H228V87H230L231 88V86L232 85H236V87H238L236 90L238 91V90H240V89H242L244 92L246 91L247 92V94L249 95V90L250 89H253L255 86H253L252 85V82H250V81H247V79H245L244 77H243V74H242V72L240 71V73H239V71L237 72V71H227V70H225L224 71V69L222 68V67H218ZM7 69V70H6ZM105 69V72L103 71V72H101V77L102 76H104L103 77V79H104V81H105V83L106 84H108L109 85V87H112L113 86V83L111 84V79H110V75H112L113 74V71L111 70H109L108 71V73L110 74L109 75V77H108V75L106 74V72H107V70ZM131 69H133V70H131ZM136 69V70H135ZM164 69H167V71L166 70H164ZM176 69V70H175ZM138 70V71H137ZM206 70V66H205V69H204V71H202V73L203 72H205V74L204 75H206L207 77H208V75H210L211 77H212V75L211 74H208V72L209 71H205ZM6 71H7V73H6ZM34 71V72H33ZM131 71H133V72H131ZM172 71H174V72H172ZM224 71V72H223ZM23 74H22V73ZM27 72L29 73V75H27ZM112 72V73H111ZM172 72V73H171ZM206 72H207V74H206ZM218 72V71H217ZM6 73V74H5ZM32 73H33V75H34V73H35V76H34V78L35 79H39L38 78V76L39 77H41L38 81L37 80H35L34 79V81L36 82V84L35 83H33V82H31L32 80L31 79H33V78H31L32 76ZM105 73V74H104ZM134 73V74H133ZM168 73H170V74H168ZM175 73V75H173ZM230 73H231V75H230ZM7 74H10V75H7ZM31 74V75H30ZM168 74V75H167ZM5 75V76H4ZM17 75V74H16ZM107 75V76H106ZM138 75H140V76H138ZM170 75H173L172 77L170 76ZM239 75V76H238ZM14 76V77H13ZM27 76V77H26ZM28 76H31V77H28ZM105 76H106V78H105ZM209 76V77H210ZM229 76V77H228ZM8 78L7 79V81H6V78ZM24 77H26V78H24ZM74 77V78H73ZM76 77V78H75ZM170 77H171V79H170ZM23 78V79H22ZM29 80H28V79ZM77 78H79V79H77ZM141 78V79H140ZM154 78V79H153ZM152 78V82H155V83H157V84H160L159 82H157V78L156 77H153ZM17 79H18V81H17ZM81 79V80H80ZM165 79V80H164ZM167 79V80H166ZM220 79V80H219ZM229 79V80H228ZM235 79V80H234ZM237 79V80H236ZM9 80V81H8ZM20 80V81H19ZM74 80V81H73ZM83 80V81H82ZM107 80V81H106ZM110 80V81H109ZM150 80V79H149ZM15 81H17V84H14L15 83ZM25 81H27V82H25ZM28 81H30V82H28ZM80 83H79V82ZM143 81V80H142ZM180 81H181V83H180ZM241 83H240V82ZM14 82V83H13ZM24 82V83H23ZM81 82H82V84H81ZM223 82H224V84L225 85H223ZM238 82H239V84H238ZM25 83H27V84H25ZM104 83V84H105ZM227 83V84H226ZM234 83V84H233ZM39 86H38V85ZM178 84V85H177ZM237 84H238V86H237ZM248 85V87H246V86H244V85ZM6 85V86H5ZM21 85V86H20ZM41 85V86H40ZM17 86V87H16ZM26 86V87H25ZM35 86V87H34ZM84 87H85V82H84V85H83ZM102 85H98V88H100ZM127 86V85H126ZM129 86V85H128ZM127 86V87H128ZM135 86V85H134ZM134 86L132 87L133 89H136V91H135V93L137 94V95H139V97L137 96V97H135V98H133V101L134 100H136V99H144L143 97H146V96H148V94H147V89L145 88V87H140L139 85L138 86H136L135 88H134ZM245 88H244V87ZM13 87V88H12ZM139 87V88H138ZM241 87V88H240ZM243 87V88H242ZM257 87H258V85H257ZM257 87H255V88H257ZM260 88L258 89V91L260 92L259 93V98H261V99H264V87H262V86H259ZM43 90H42V89ZM103 88V86L100 88V89H102ZM141 88V89H140ZM179 88H182L181 90L179 89ZM177 87V91L180 93H182V94H179V95H183V93H184V90H185V87ZM8 89V90H7ZM12 89H15V90H12ZM246 89H248V90H246ZM29 92H28V91ZM140 90V91H139ZM143 90V91H142ZM20 91L21 92H23V93H25L26 95V97L25 96H23V97H25V102H26V111H25V113L26 114H28V115H26L25 114V116L23 115V116H20V115H18V113L15 111V109L16 108H19V109H21V108H23V107H21L22 105H19V103H18V99H17V95L18 94H15L16 92H19L20 93ZM42 91H43V93H42ZM147 91V92H146ZM204 91H205V89H204ZM41 92V93H40ZM46 92H47V94H46ZM139 92V93H138ZM143 92H146V93H143ZM245 92V93H246ZM31 94H32V96H31ZM35 94H36V96H39V97H37V98H39L40 100H41V98H42V101H38V99H35L34 98V96H35ZM40 94H41V96H40ZM43 94H45V95H43ZM34 95V96H33ZM261 95V96H260ZM45 96V97H44ZM50 96V97H49ZM188 96V95H187ZM186 96V98L188 99H190V97L188 96L187 97ZM29 97V98H28ZM33 98H34V100H33ZM71 98H72V100H71ZM79 98V99H78ZM28 99V100H27ZM35 101V103L33 104V102H31V101ZM38 102H37V101ZM45 100V101H44ZM67 100V101H66ZM79 100V101H78ZM207 100V99H206ZM260 100V99H259ZM30 101V102H29ZM88 101V100H87ZM262 102H264L263 100H261ZM89 103H90V101H88ZM87 102V104H89ZM31 103V104H30ZM37 103V104H36ZM40 103V104H39ZM131 103V101L128 103V104H130ZM17 104V105H16ZM36 105V106H35ZM34 106V107H33ZM21 107V108H20ZM43 107H44V109H43ZM59 107V108H58ZM52 108V109H51ZM206 107H204V108H202L203 109V111H205V113L203 112V115H202V113H201V110H200V114H201V116H200V121L201 122H198V123H203V122H205L206 120H204V118H201V117H205V119L207 118V121L209 122V124L211 125V126H213L214 124H213V121H212V118H213V116L210 114V111L208 110L207 111V109H205ZM3 109H6L7 110V113H3ZM74 109V110H73ZM22 110V109H21ZM20 110V111H21ZM32 110H33V112H32ZM14 111V112H13ZM1 112L3 113V114H5V115H2L1 114ZM38 113V114H37ZM73 113V114H72ZM88 113H91L90 111H88ZM12 114V115H11ZM37 114V115H36ZM44 114V115H43ZM47 114V115H46ZM7 115V117H5ZM29 115H31V116H29ZM204 115H208V116H204ZM43 116V117H42ZM133 116H135V114L133 115ZM210 116H212V117H210ZM31 117V118H30ZM49 117V118H48ZM187 119H188V117H189V115H186L185 116ZM185 117H184V119H185ZM240 117V116H239ZM238 116H236V115H233V118H232V116L230 115V117L228 118V123H229V125L235 130V132H234V134L236 133V135L235 136H238V134H239V137H241V138H243V137H245V139L248 137H251V139H248V141L250 140V141H253V140H255L256 142H254V143H264V124H263V121L260 119V116L258 115L257 116V114L255 115V114H251V117H249V118H239ZM9 118H10V120H9ZM38 120L37 122H36V119ZM45 118H47V119H45ZM144 118V117H143ZM143 118H141L140 120H142ZM230 118H231V121L229 122V120H230ZM252 118V119H251ZM253 118L255 119L256 118V120H254L253 121ZM22 119V120H21ZM30 119V120H29ZM33 119H35V121L33 120ZM60 119V123H59V126H58V124H57V120H59ZM149 119H151L150 121H153V123H155L156 124V126H155V124H153V123H151L150 121H148ZM187 119H185V120H187ZM209 119H211V120H209ZM244 119V120H243ZM258 119H260V120H258ZM21 120V121H20ZM44 120V121H43ZM144 120V122H141V124L144 126V129L142 130V131H146V130H149L150 129V126H152L153 127V129H157V135L159 134L158 132H159V130H161L160 128H165V129H162L163 131L165 130V132L166 133H168L170 130V132L168 133V135H169V137H168V135L166 136V133L164 132L163 134L165 135V136H163L162 135V130L160 131V134L158 135L159 137H160V135H161V139H162V141H161V139H159V146H158V149L160 148L161 150H168V152H170V151H172L173 152V148L172 147H174V148H177V147H180L179 145H181L182 146V144H183V140H181V137H182V134H184V133H187V132H185V130H183V131H181V130H179L178 128H177V126H176V124L174 123V122H172V124H168V125H162V126H160L159 125V127L157 126L158 124V122L156 123V121H154V119H152V118H148L147 117V119H143ZM142 120V121H143ZM146 120L148 121V122H146ZM202 120H204V121H202ZM238 120H240V121H238ZM245 120H247V121H245ZM248 120H250V121H248ZM9 121H11V122H9ZM205 122V124L203 125V126H205V130L208 128V131H210V129H211V126L208 124V122ZM210 121H212V123H210ZM252 121V122H251ZM262 121V122H261ZM27 124H26V123ZM67 122V123H66ZM191 122V120L190 119H188L187 120V123H190ZM217 121H215V124H217L216 123ZM233 122V123H232ZM239 122V123H238ZM258 122H259V124H258ZM23 123H25V124H23ZM62 123L64 124V125H66V124H68V126L70 127L69 128V130H70V135L72 134V131L71 130H74L75 132H73V134L74 135H69V137H71V138H69L68 137V135H65V132L62 130V128H60V125H62ZM148 123H150V124H148ZM194 124V122H191L190 124L191 125H193ZM197 123V125H195V126H197L196 127V130L193 132V130H194V127H193V130H191L192 131V133L193 134H195V133H197L195 136L197 137V143H198V145L199 144H201L200 145V149H195L194 147H192L191 145H189V148H190V146H191V148H193L194 150H196V151H192L191 150V153H193L196 157H191V156H187L186 157V155H184V157L183 156H181V154L183 155V153L182 152H179L181 149L180 148H182V147H180L179 149L180 150H177V152L175 153V154H177V156H176V160H179V159H177V158H180L181 159V162H180V160L177 162L176 160H175V154H174V152L172 153V155H171V153H168V155H170V156H172V159L170 158V161L172 160L173 162H175V163H173L172 161H171V163H173V164H171V165H169V168H173V167H175V168H173V169H178V168H180V167H182V169H184V170H182V171H185L186 170V168H187V165H189L190 163V165H194V166H192V168H194L195 167V173H196V175H197V173H198V175H197V177H198V179L200 180V181H202L201 183H206V184H208L210 181H214V182H212V184L211 185H216V189H217V191H219V192H217L216 193V191H215V196H213V197H211V200L209 201V206L206 204V206H204L202 209L204 210V214H207L208 213V211L210 212V211H213L214 209H217V211L219 212V215H221V214H223L224 216H225V220H224V223L221 225L223 228V231L224 232H228L229 233V236H230V241H224V242H222V244L224 245H222V247L220 248L219 246H217L216 244H211V243H208V245L206 244V247L204 246L205 245V242L204 243H201L200 241H199V235H200V233H199V229H198V226H195V225H192L189 221H188V219H187V217H186V214H185V212H183V209L182 208H174V207H172L170 204V201L167 199V193H166V195H164V192H163V190H161L162 192L160 193V194H158L157 195V198H161L162 196V199L165 197L166 199L164 200V201H162V199H160L161 201H160V203L161 202H166V203H164V205H165V207L164 208H169L170 207V211H172L173 213H174V215H175V217L176 216H179V219H180V223H179V225H180V227L178 228V233H176V235H174L173 236V239L171 238V243L169 244V247H168V249H169V251H170V256L172 257V260H174V262H173V264H199V263H201V264H211L212 262L213 263H216V264H236V260H235V257H234V252L236 251V250H239L240 251V253L243 255V257H245V259H247L248 261V263H251L254 259V257H253V254H255V250L256 251H258V250H261L260 251V254H262V253H264V224H262L261 223V221L262 222H264V207H262V206H264V202L262 203L261 201H264V185L262 184V183H260L258 180H257V178H252V176H250V174L248 173V171H243V172H240V171H238L236 168H235V166H234V171H235V173H234V171L232 170V166H231V171H230V173H234V174H232L233 176V178L230 176L231 174H228L227 175V178L224 176L225 175V173L223 174V173H220V171L219 170H217L216 172H214L215 170H212V169H217V167H216V165L213 163V162H215V161H213V159L215 158H223L224 156V158L226 159V160H228V158H230V157H228V156H226V154H227V152H226V150H227V148H228V146H227V144L228 143H223L224 141H221L222 139H221V134H220V128H221V126H222V124H220L221 122L220 121H218V123L220 124V125H218L217 127L219 128V130L220 131H218V132H216V131H210V133H208V135H203L201 132H202V130H200L199 129V124ZM207 123V124H206ZM237 123V124H236ZM256 123L258 124V126L256 125ZM263 125H262V124ZM20 124V125H19ZM47 124H50L51 125V130L53 131V133H51L52 131H50V130H48V127H47ZM146 124V125H145ZM232 124H234L233 126L235 127H233L232 126ZM255 125V127H252L251 128V125ZM12 125V126H11ZM29 125V126H28ZM31 125H35V126H31ZM46 125V126H45ZM79 125V126H78ZM169 125H171V127L169 126ZM189 125V124H188ZM193 125V126H194ZM224 125V124H223ZM26 126L27 127H30V128H26ZM40 126H42V127H40ZM44 126V127H43ZM82 126V127H81ZM164 126V127H163ZM169 126V127H168ZM172 126H173V129L174 128H176L175 129V131H172ZM220 126V127H219ZM259 128H257V127ZM36 127V128H35ZM46 127V128H45ZM57 127V128H56ZM145 127H146V129H145ZM167 127V128H166ZM207 127V128H206ZM215 129H216V126H213ZM6 128V127H5ZM38 128L40 129L39 131H38ZM55 128V129H54ZM79 128V129H78ZM80 128H81V130H80ZM191 128H192V126H191ZM255 128V129H254ZM55 131H54V130ZM76 129H77V131H76ZM152 129V128H151ZM257 129V130H256ZM261 129H263V131L261 130ZM80 130V131H79ZM83 130H85V131H83ZM179 130V131H178ZM217 130V129H216ZM260 130L262 131V132H260ZM63 131V132H62ZM153 132H155L156 130H152ZM168 131V132H167ZM251 131V132H250ZM253 131V132H252ZM80 132V133H79ZM85 132V133H84ZM177 132H179V133H177ZM183 132V133H182ZM237 132H239V133H237ZM241 132H242V134H241ZM249 132V133H248ZM64 133V134H63ZM82 133V134H81ZM89 133V134H88ZM172 133V135H175V138H174V136H171L170 134ZM174 133V134H173ZM84 135V138H82V136L81 135ZM88 134V135H87ZM177 134V135H176ZM179 134V135H178ZM181 134V135H180ZM26 135V134H25ZM30 134H28L27 133V135H26V137L24 138V140L22 141V142H20V144L18 143V144H12V143H9L7 140H1L0 141V195H3V196H1L0 197V200H2L3 198H5L6 197V195H5V193H6V190H9V192H11V194H12V197H11V201H10V203H9V206H11V207H13V208H15L16 209V213H18V212H20L21 211V213H22V215H23V217L24 218H27V217H29V213L27 212V209H26V207H28L29 205V201H28V199L25 197V194H26V191L23 189V187H22V182L19 180V177L17 176V170H19V171H22V174H24V175H28V176H30V170H29V167H28V165H27V163H26V160L24 159V153H26V152H28V151H30V148H32L31 150H33L34 149V147H35V142H34V140H33V138H32V136H29ZM79 135V137L81 136V138L80 139H78L76 136H78ZM86 135V136H85ZM29 136V137H28ZM87 136L89 137V138H87ZM187 136H188V134H187ZM208 136H210V138H208ZM247 136V137H246ZM66 137H68V139L66 138ZM163 137V138H162ZM166 137V138H165ZM201 139H200V138ZM206 137V138H205ZM263 137V138H262ZM28 138V139H27ZM64 138H66V140H64ZM75 139V141H70V140H74ZM176 138L177 139H179V142H178V140H176ZM204 138V139H203ZM214 138V139H213ZM216 138V139H215ZM27 139V140H26ZM63 139V140H62ZM80 141L81 139H82V141L81 142H79L78 140ZM85 139V140H84ZM89 139H91V140H89ZM171 139H172V141H171ZM244 139V138H243ZM246 139V140H247ZM26 140V141H25ZM176 140V141H175ZM209 140H211V142L209 141ZM3 141H4V143H3ZM88 141V142H87ZM176 142L177 144H179L178 146H176V144L175 143H173V142ZM181 141V142H180ZM207 141H209L210 143H207ZM222 142V144H225L224 146V148L222 147V146H219L220 144H221V142ZM28 142V143H27ZM77 142V143H76ZM133 142V143H132ZM164 142H167L166 143V145L167 146H165V143ZM200 142V143H199ZM218 142V143H217ZM226 142V141H225ZM86 143V144H85ZM92 143H93V141H92ZM104 143H105V145H104ZM116 143V144H115ZM125 143H127V145L125 144ZM128 143H130V144H128ZM135 143V144H134ZM170 143H172L171 145H170ZM181 143V144H180ZM253 143V144H254ZM259 143V144H260ZM89 144V145H88ZM110 144V145H109ZM120 145L119 146V149H118V146L117 145ZM133 144V145H132ZM186 144V143H185ZM218 144V145H217ZM221 144V145H222ZM23 145H24V147H23ZM26 145V146H25ZM87 145V146H86ZM123 145V146H122ZM135 145V146H134ZM163 145H164V147H163ZM207 145V146H206ZM9 146V147H8ZM14 146H15V148H14ZM98 146V147H97ZM130 146V147H129ZM133 146V147H132ZM137 146V147H136ZM24 149H23V148ZM79 147H81V149H78ZM110 149H109V148ZM156 146H154V148H155ZM208 147V148H207ZM7 148V149H6ZM9 148H11L10 150H8ZM84 150H83V149ZM87 148H92L91 149V151L89 150V149H87ZM98 148H102L103 149V152H98L97 153V151L99 150L100 151V149H98ZM115 148H116V150H115ZM12 149H14V151H15V153H13V150ZM18 149V150H17ZM97 151H96V150ZM102 149H101V151H102ZM122 149V150H121ZM132 149V150H131ZM135 149H137V151L135 150ZM172 149V150H171ZM202 149V150H201ZM210 149V150H209ZM218 149V150H217ZM220 149V150H219ZM82 150V151H81ZM93 150H95V151H93ZM106 150H109V152H111L110 153V155H108L109 153H108V151H106ZM114 150V151H113ZM130 150V151H129ZM204 150V151H203ZM206 150H208L207 152H206ZM222 150V151H221ZM8 151V152H7ZM19 151V152H18ZM80 151V153L79 154H83V155H79L78 156V152ZM115 151L117 152V153H115ZM125 156V157H123V159L124 160H121L120 159V155H118V154H120V152ZM125 151H127V153H129V154H133V156L132 155H129L128 154V157L129 156H132L133 157V160H132V158H128V160H127V154H126V152ZM218 151V152H217ZM220 151V152H219ZM2 152V153H1ZM91 152V153H90ZM95 152V153H94ZM113 152V153H112ZM125 152V153H124ZM184 152V151H183ZM223 152V153H222ZM226 154H225V153ZM88 153V154H87ZM135 153V154H134ZM18 155V156H16V155ZM75 154H77V156L78 157H76L75 156ZM89 154H91V155H89ZM94 154H95V156L98 158H100V159H102V163H103V168H102V163L100 162V164H99V161H101V160H98L97 161V159H96V157L94 156ZM103 155V157L101 156V155ZM180 154V155H179ZM202 154V155H201ZM214 154V156H216V157H214L213 158V155ZM222 154H223V156H222ZM87 155H89V157L87 156ZM102 157H100V156ZM105 155V156H104ZM107 155V156H106ZM207 155V156H206ZM209 155V156H208ZM14 156V157H13ZM93 156V157H92ZM109 156H111V159L110 158H107V157H109ZM205 156V157H204ZM218 156V157H217ZM91 157V158H90ZM94 157H95V159H94ZM104 157H106V158H104ZM115 157V158H114ZM119 157V158H118ZM207 157V158H206ZM228 157V158H227ZM3 158V159H2ZM13 158V159H12ZM16 158V159H15ZM80 158H83L82 160H80ZM92 158L96 161L95 162V164L97 163V165H95L94 164V162L92 163V161H94V160H92ZM104 158V159H103ZM119 159V160H116V159ZM134 158L136 159V158H138V159H136V161H134ZM192 158H193V160H192ZM197 158V159H196ZM88 159V160H87ZM126 159V160H125ZM130 159V160H129ZM141 159V160H142ZM189 159V160H188ZM205 159H207V160H205ZM210 159H212V160H210ZM21 160V161H20ZM72 160V159H71ZM78 160H80L79 162H77ZM104 160V161H103ZM110 160H111V162H110ZM187 160H188V163L186 164V162H187ZM195 160V161H194ZM198 160V161H197ZM223 160V159H222ZM18 161V162H17ZM86 161H87V163H86ZM88 161H90V162H88ZM113 161L115 162V163H113ZM118 161H120V162H118ZM131 161V162H130ZM133 161V162H132ZM192 161V162H191ZM3 162V164H1ZM75 162H77V163H79L78 165H80V167L77 165V163H75ZM83 162V163H82ZM121 162H123V163H121ZM180 162V163H179ZM190 162V163H189ZM203 162V163H202ZM224 163H226V161H223ZM8 163V164H7ZM24 163V164H23ZM72 163H74L73 165H72ZM88 165V163H89V165H88V169L90 168L91 170L89 171L90 172V174L89 173H86V172H88V169H85V167L87 168V166H86V164ZM90 163H91V166H90ZM105 163V164H104ZM106 163H110L109 164V167L112 165V164H115V165H112V166H114V169L111 167V168H109V177H111V179H113L114 178V180H115V185L113 184L112 185V187L113 188H108V185L109 186H111L110 184H108L109 182H107L108 180V178H104L105 177V172L104 173H101L100 171H105V166H106ZM119 163V166L117 165ZM137 163V164H136ZM183 163V164H182ZM197 163V164H196ZM55 164H57V165H55ZM101 165V167L99 166V165ZM174 164H176V165H174ZM178 164H180L179 166L180 167H177L178 166ZM186 164V165H185ZM4 165V166H3ZM53 165V166H52ZM55 165V166H54ZM75 165V166H74ZM93 165H95L96 167H94ZM135 165V166H134ZM172 165H174V166H172ZM184 167H183V166ZM70 166V167H69ZM85 166V167H84ZM90 166V167H89ZM100 167L99 168V172H96V171H98V168L97 167ZM210 166V167H209ZM10 167V168H9ZM44 167V166H43ZM55 167V168H54ZM72 167H74V168H72ZM84 167V168H83ZM95 168V170L92 172V173H98L97 175H98V177L96 176H94L92 173H91V171ZM119 167V168H118ZM198 167V168H197ZM41 168L42 167H39V168H37V172L39 173V174H41L42 173V170H41ZM72 168V169H71ZM78 168V170H76ZM123 168V169H122ZM209 168V169H208ZM230 168V167H229ZM43 169V168H42ZM57 169V170H56ZM71 169V170H70ZM75 169V170H74ZM103 169V170H102ZM124 172H121V170ZM26 170H28V171H26ZM41 170V171H40ZM64 170V171H63ZM66 170V171H65ZM120 171V173H119V171ZM167 170H168V168L165 170V172H167ZM209 170V171H208ZM210 170H212V172L210 171ZM240 170V169H239ZM243 169H241V171H242ZM25 171V172H24ZM69 171V172H68ZM74 171V172H73ZM77 173H76V172ZM86 171V172H85ZM70 172H71V174H70ZM238 172H240V173H242V174H240V173H238ZM244 172H245V174H246V176L245 177H247L246 179H245V177L243 176V174H244ZM29 173V174H28ZM58 173V175H55V174H57ZM76 173V174H75ZM146 173H147V175H146ZM201 173V174H200ZM207 173V174H206ZM212 173V174H211ZM60 174V175H59ZM63 174V175H62ZM77 175V177L76 176H73V175ZM83 174V175H82ZM86 174V175H85ZM95 174V175H96ZM101 174H103V175H101ZM116 174V175H115ZM123 174V175H122ZM147 176V178H146V176ZM185 174H187V172L185 173ZM215 176H214V175ZM218 174V175H217ZM221 176H220V175ZM249 174V175H248ZM62 175V176H61ZM71 175V176H70ZM88 175V176H87ZM95 177V178H97L96 180H94L95 178H93V176ZM202 175H204V178H203V176ZM209 175V176H208ZM212 175H213V178H212ZM59 176V177H58ZM60 176H61V178H60ZM73 176V177H72ZM79 176V177H78ZM86 176V177H85ZM113 176V177H112ZM207 176V177H206ZM217 176V178H215L214 179V177H216ZM231 178H230V177ZM57 177V178H56ZM83 177V178H82ZM87 178L86 180H84L85 178ZM88 177H90L91 179H88ZM100 177V178H99ZM236 177V178H235ZM244 177V178H243ZM56 178V179H55ZM78 178V179H77ZM99 178V179H98ZM125 178V179H124ZM151 178V177H150ZM218 178H221L220 180H222V178L223 179H225L223 182H225V184H227V182H229L228 184H230V181L229 180H233L232 181V184H231V186L233 185V188L231 187V186H229L228 184H227V186H223V185H225V184H223L220 180V183L221 184H219V183H217L216 181V179H218ZM229 178V179H228ZM240 178H243V179H240ZM72 179V180H71ZM74 179V180H73ZM82 179L84 180V182H85V185H84V183H83V185L84 186H86L87 185V187H83V185H82ZM104 179V180H103ZM110 179V178H109ZM117 179L119 180V181H117ZM212 179V180H211ZM66 180V179H65ZM77 180V181H76ZM79 180H81V181H79ZM88 180H89V182H88ZM91 180H93V181H91ZM103 182H102V181ZM114 180H113V182H114ZM227 180V181H226ZM235 180V181H234ZM238 180H239V182H238ZM75 181V182H74ZM87 181V182H86ZM99 181V183H97ZM121 181H122V183H121ZM125 181V182H124ZM127 181H128V183H127ZM218 181V182H219ZM247 181H249V182H247ZM73 182H74V184L75 185H73ZM111 182V181H110ZM119 182V183H118ZM154 182V183H153ZM256 182H257V184H256ZM86 183H88V184H86ZM121 183V184H120ZM125 183V184H124ZM127 183V184H126ZM253 183H255V185L253 184ZM258 183H260V184H258ZM118 184H120V186L118 185ZM123 184V185H122ZM138 184V185H137ZM145 184V183H144ZM155 184V186H156V188H153V187H155V186H153ZM218 184H219V186H218ZM236 184V185H235ZM246 184V185H245ZM79 185H81L80 187H81V189H83L84 188V190L86 189V192L88 191L89 193H90V195H89V193L87 192L86 194H84V192L82 193V192H79V191H81V189L80 188H78L79 187ZM129 185V186H128ZM137 185V186H136ZM210 185V183H209V186H211ZM235 185V186H234ZM92 186V187H91ZM122 186V187H121ZM123 186L125 187V188H123ZM159 186V187H158ZM207 187L206 188H208L209 186L208 185H206ZM247 188H246V187ZM256 186H257V188H256ZM258 186H259V188H258ZM69 187V188H68ZM72 187V189L73 188H75L76 189V191H75V189H73V191H71V192H69V189ZM83 187V188H82ZM120 187V188H119ZM134 187H135V189H134ZM136 187H137V190H136ZM90 188V189H89ZM94 190H93V189ZM123 188V189H122ZM128 188H129V190H128ZM132 188V189H131ZM151 188L153 189V192H152V190H151ZM159 188V189H158ZM205 188V189H206ZM222 188V190H220V189ZM228 188V189H227ZM239 188V189H238ZM262 189V191H257V189L258 190H261ZM19 189V190H18ZM91 189L94 191H91ZM112 189V190H111ZM146 189V190H145ZM155 189V190H154ZM156 189H158V191L157 192H155L154 193V191H156ZM238 189V190H237ZM241 189V190H240ZM248 189V190H247ZM11 190V191H10ZM79 190V191H78ZM121 190V191H120ZM140 190H142V191H144L143 193H142V191H140ZM225 190V191H224ZM229 190H230V192L231 193H229ZM237 190V191H236ZM243 190H245V192H247V193H245V192H243ZM253 192H252V191ZM20 191V192H19ZM62 191L64 192V193H66V191H68L69 193H67V194H64V195H62ZM75 191V192H74ZM114 191H115V193H114ZM118 191V193H116ZM126 191H129V193L128 192H126ZM140 191V193H137V192H139ZM146 191V192H145ZM227 191H228V193H227ZM251 191V192H250ZM254 191H256V195H255V192ZM59 192H60V194H59ZM80 194H79V193ZM121 192V193H120ZM123 192H124V194H123ZM125 192H126V194H125ZM132 192V193H131ZM227 194H226V193ZM243 192V193H242ZM258 192V193H257ZM70 193H71V195H70ZM73 193H74V195L76 194V193H78L76 196H74L73 195ZM112 193V194H111ZM129 195H128V194ZM236 193H237V195H236ZM18 194V195H17ZM88 194V195H87ZM109 194H111V195H109ZM134 194V195H133ZM143 194V195H142ZM162 194V195H161ZM222 194V195H221ZM242 194V195H241ZM254 194V195H253ZM259 194V195H258ZM59 195H61L60 197H59ZM79 195V196H78ZM92 195V196H91ZM118 197H117V196ZM123 197H122V196ZM125 195V196H124ZM130 195H133V197L135 198V200H134V198L133 197H131V198H133V199H131V201H129L130 200ZM137 195V196H136ZM140 195H142V196H140ZM160 195H161V197H160ZM221 195V196H220ZM232 195V196H231ZM260 195H261V197H260ZM14 196H15V198H14ZM17 196V197H16ZM107 196V197H106ZM109 196H110V198H109ZM129 196V197H128ZM156 196V195H155ZM159 196V197H158ZM220 196V197H219ZM242 196V197H241ZM18 197H20V198H18ZM69 197V198H68ZM77 198V200H76V198ZM114 199H113V198ZM226 197V198H225ZM239 197V198H238ZM110 199V201H108V199ZM127 198V199H126ZM156 197L154 198V199H157ZM208 198H210V196L208 197ZM231 200H230V199ZM263 198V199H262ZM107 199V200H106ZM124 199V200H123ZM126 199V200H125ZM213 199H215V201L213 200ZM218 199V201L216 202V200ZM220 199V200H219ZM222 199V200H221ZM236 199H239V200H236ZM259 199V200H258ZM14 200H16V201H14ZM79 200V201H78ZM114 201V204H113V201ZM116 200H118V201H116ZM159 200V199H158ZM228 200H230V201H228ZM235 200V201H234ZM243 200H245L244 202H243ZM247 200V201H246ZM257 200V201H256ZM261 200V201H260ZM25 201V202H24ZM61 201V202H60ZM71 201V202H70ZM81 201V202H80ZM124 201V202H123ZM226 201V202H225ZM232 201V202H231ZM242 201V202H241ZM14 202V203H13ZM20 202V203H19ZM76 202V203H75ZM112 202V203H111ZM118 202H120V203H118ZM155 202L157 203V205L158 204H160L159 203V201L157 202L156 200H155ZM231 202V203H230ZM234 202V203H233ZM109 203H111V204H109ZM123 203V204H122ZM124 203H126V204H128L127 205V207H126V205L124 204ZM131 203V205H129ZM134 205H133V204ZM147 203H150V202H147ZM170 203V204H169ZM211 203V204H210ZM230 205H229V204ZM236 203V204H235ZM242 203H246V210H244V206H245V204H243L242 205ZM262 203V205H260ZM13 204V205H12ZM59 204H61V205H59ZM82 204V205H81ZM106 204V205H105ZM108 204V205H107ZM113 204V205H112ZM120 204V205H119ZM150 204H152V203H150ZM153 204H154V206H155V203L153 202ZM227 204V205H226ZM232 204V205H231ZM0 205H1V201H0ZM28 205V206H27ZM92 205H94V206H92ZM110 205V206H109ZM123 205V206H122ZM156 205V206H157ZM229 205V206H228ZM238 205V206H237ZM240 205V206H239ZM249 205V206H248ZM136 206V207H135ZM153 205H152V207L153 208H155V209H153V210H157L159 207H161L162 208V206L163 205H161L160 204V206L158 207L157 206V208H156V206L154 207ZM242 206V207H241ZM104 207H105V209H104ZM121 207V208H120ZM132 207V208H131ZM209 207V208H208ZM250 207V208H249ZM18 208V209H17ZM72 208V209H71ZM106 208H107V211H106ZM130 208V209H129ZM134 208V209H133ZM161 208H160V210H161ZM164 208H162V210L164 209ZM232 208H233V210H232ZM243 208V209H242ZM263 208V209H262ZM65 209V210H64ZM96 209V210H95ZM251 209V210H250ZM103 210H105V211H103ZM123 211V216H122V214H120L119 215V213H120V211ZM129 212V214H128V212ZM133 212H132V211ZM159 210V209H158ZM157 210V211H158ZM176 210V211H175ZM182 210V211H181ZM206 210H208V211H206ZM23 211V212H22ZM69 211H71V212H69ZM121 211V212H122ZM206 211V212H205ZM251 211H253V212H251ZM261 211V212H260ZM90 212H91V214H90ZM125 212H127V213H125ZM132 212V213H131ZM193 212V217L196 219V221H201V217H200V213L196 210V212L195 211H192ZM225 212H227V213H225ZM242 212V213H241ZM260 212V213H259ZM53 213H54V216H53ZM65 213V214H64ZM73 213H74V215H73ZM102 213V214H101ZM107 213V214H106ZM117 213V214H116ZM263 213V214H262ZM25 214V215H24ZM71 216H70V215ZM87 214H89V215H91L90 217H89V221L88 222H86L87 220H86V215ZM127 214V215H126ZM131 214H133V215H131ZM198 214H199V216H198ZM230 214H236L237 215V217L238 218H241V222L238 220V224H237V222L235 223V222H233L232 220H231V218H229V216H230ZM43 215H46L45 216V220L43 219L44 218V216ZM61 215V216H60ZM117 215V216H116ZM118 215H119V217H118ZM129 215V216H128ZM260 215V216H259ZM99 216V217H98ZM124 216H127V217H124ZM180 216H181V218H180ZM230 219V221H229V219L227 218V217ZM254 216V217H253ZM59 217V218H58ZM79 217H81L80 219H79ZM95 217V218H94ZM101 217V218H100ZM115 217V218H114ZM129 217L131 218V220H129ZM174 217V218H175ZM251 217H253L252 218V220H251ZM41 218H42V220L44 221V222H41L42 224H40V222L39 221H41ZM71 218V219H70ZM206 218V217H205ZM227 218V219H226ZM74 219V220H73ZM77 219V220H76ZM110 219H112V220H110ZM115 219H118V221L117 220H115ZM120 219V220H119ZM123 219H125V220H123ZM126 219H128V220H126ZM207 219V218H206ZM248 219H249V221H248ZM262 219V220H261ZM63 220V221H62ZM86 220V221H85ZM95 220V221H94ZM123 222H122V221ZM160 220V222H162V225H164L165 224V222H163V218L162 219H159ZM221 220V219H220ZM261 220V221H260ZM48 221V226H47V223H45V222H47ZM59 223H58V222ZM67 223H66V222ZM74 223H73V222ZM77 221V222H76ZM112 221V222H111ZM116 221H117V223H116ZM34 224H33V223ZM39 222V223H38ZM62 222V223H61ZM129 222V223H128ZM240 222V223H239ZM50 223V224H49ZM56 223V224H55ZM89 223V224H88ZM123 223V224H122ZM133 223H134V227H136V229L132 226L133 225ZM261 223V224H260ZM64 224V225H63ZM71 224V225H70ZM261 226H260V225ZM32 225H33V227H32ZM35 225V226H34ZM45 225V226H44ZM52 225V226H51ZM56 225H58V226H56ZM120 225V227H118ZM122 225V226H121ZM242 225V226H241ZM0 226L2 227V225L0 224ZM194 226V227H193ZM1 227H0V229H1ZM33 229H32V228ZM43 227V228H42ZM125 227V228H124ZM28 228H30V230L32 231L31 233H30V230L28 229ZM53 228L55 229V230H53ZM60 228H61V230H60ZM65 228V229H64ZM68 228V229H67ZM71 228V229H70ZM129 228V229H128ZM139 228V227H138ZM58 229V230H57ZM67 229V230H66ZM259 229H261V231L259 230ZM55 231V232H53V231ZM64 230V231H63ZM137 230H139V229H137ZM141 230H143V229H141ZM89 231L87 232V236H88V234H89ZM263 231V232H262ZM81 232V233H82ZM130 232V233H129ZM143 232H146V231H141V235H139L140 237H143V236H145L144 234L145 233H143ZM260 232H262V233H260ZM60 233V234H59ZM84 233V232H83ZM260 235H259V234ZM64 234H65V236H64ZM125 234H126V236H125ZM61 235V236H60ZM86 235H83V237L84 236H86ZM130 235H132V236H130ZM143 235V236H142ZM233 235V236H232ZM43 236H45L44 238L46 239V244H42L43 242H41V240L42 241H44L45 239L43 238ZM87 236H86V238H87ZM30 237H31V239H30ZM41 237V238H40ZM112 237V238H111ZM123 237V239H120V238H122ZM131 237H133V238H131ZM233 237V238H232ZM257 237V238H256ZM48 238H50V239H48ZM120 240H119V239ZM164 238H167V236H165ZM29 239V241H27ZM44 239V240H43ZM57 239H58V241H57ZM61 239V243L63 244V241L64 240H62ZM236 239V240H235ZM254 239V240H253ZM87 240H88V242L87 243H90L89 244V246L86 248V250L88 251L87 252V259H90V257H92L91 256V254L92 255H95L96 254V248L94 249V247L95 246H93L94 245V243H93V241H91L92 239H91V236H88V238H87ZM117 240H119V241H117ZM21 241V242H20ZM114 241V242H113ZM16 242V243H15ZM28 242V243H27ZM45 242V241H44ZM212 242V241H211ZM42 245H41V244ZM55 243V244H56ZM126 243V244H125ZM129 243V244H128ZM207 243V242H206ZM231 243H233V244H231ZM32 244H34V245H32ZM54 244V245H55ZM118 245V246H117ZM228 245V246H227ZM229 245H231V247L229 246ZM50 246V245H49ZM51 246H53V245H51ZM122 246V245H121ZM263 246V247H262ZM64 246L63 245H61V248H63ZM120 247V246H119ZM219 247V248H218ZM227 247H229V248H227ZM204 248V249H203ZM93 249V250H92ZM102 249V250H103ZM120 249H121V247H120ZM252 249V250H251ZM27 250H28V252L30 251V253H28L27 252ZM40 250V251H39ZM42 250V251H43ZM91 252H90V251ZM107 251H108V249H106ZM178 250V251H177ZM93 251V252H92ZM118 251H120L119 250V248H118ZM248 251H250V252H248ZM90 252V253H89ZM206 252V253H205ZM224 252V253H223ZM244 252H245V254H244ZM95 253V254H94ZM227 253V254H226ZM236 253V252H235ZM26 254H28V255H26ZM38 254V255H37ZM182 255V256H181ZM187 257H186V256ZM222 255H223V257H222ZM27 256V257H26ZM32 256V257H31ZM226 257V258H225ZM25 258V259H24ZM28 259V260H27ZM37 259H39V260H37ZM41 259V260H40ZM257 259V258H256ZM25 260H27L28 262H26ZM180 261V262H179ZM185 262V263H184ZM186 262H188V263H186ZM190 262V263H189Z\"/></svg>",
	"mask_w": 264,
	"mask_h": 264
}]
</instances>
